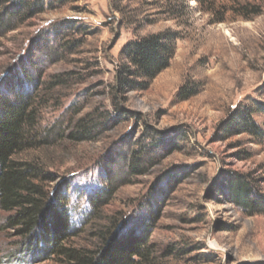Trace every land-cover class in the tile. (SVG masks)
I'll return each mask as SVG.
<instances>
[{"label":"rangeland","instance_id":"374dc122","mask_svg":"<svg viewBox=\"0 0 264 264\" xmlns=\"http://www.w3.org/2000/svg\"><path fill=\"white\" fill-rule=\"evenodd\" d=\"M42 4L0 36V101L7 82L20 79L37 91L32 132L65 134L15 156L41 168L49 202L58 196L67 210L70 235L61 244L95 256L104 230L147 231L160 264H264V134L228 136L221 127L247 106L264 130V0ZM158 32L173 36L168 67L151 80L129 77L125 45ZM124 77L137 87L122 86ZM89 113L106 118L95 136L68 138ZM132 153L140 171L128 166ZM231 173L250 182L259 212L230 200ZM112 185L108 204L94 211L91 195ZM6 215L0 209V264H71L29 249L5 227Z\"/></svg>","mask_w":264,"mask_h":264},{"label":"trees","instance_id":"16d2710c","mask_svg":"<svg viewBox=\"0 0 264 264\" xmlns=\"http://www.w3.org/2000/svg\"><path fill=\"white\" fill-rule=\"evenodd\" d=\"M7 1L0 0V36L18 26L16 22L13 23V19L26 15L29 17L35 6L43 5L42 0H34L32 3L30 0H16L7 6ZM172 41L171 34L158 32L128 42L123 49L127 60L124 71L129 77L151 80L168 67L175 51ZM7 83L10 85V94L0 101V209L7 212L5 227L25 237L29 249L37 246L46 252L64 255L70 259L71 264H160V258L154 254L144 236L147 231L140 238L104 230L99 236L104 237L105 246L95 256L83 249L61 244L70 235V216L67 210L58 196L49 202L50 198L38 182L42 177L41 168L33 163L19 161L15 156L26 147L46 144L50 142V137H64L65 134L60 130L49 129V134L38 139L39 134L32 132L36 125L37 91L26 88L20 79ZM120 83L127 89L137 87L134 80L128 77L122 78ZM104 120L105 117L89 113L78 121V129L66 136L75 140L92 139ZM221 127L228 132V136L243 132L258 136L264 134L263 128L253 116V110L247 106L234 109ZM54 131L55 135L52 133ZM129 157H132L128 163L129 168L140 171V156L132 153ZM227 186L230 200L238 207L259 212L257 207H262V203L252 197L250 182L242 174L228 175ZM115 189L112 185L93 193L90 197L92 209L98 211L108 204Z\"/></svg>","mask_w":264,"mask_h":264}]
</instances>
